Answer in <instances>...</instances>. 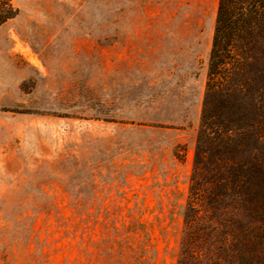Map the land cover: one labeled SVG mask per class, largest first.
Returning <instances> with one entry per match:
<instances>
[{"label": "rangeland", "instance_id": "obj_1", "mask_svg": "<svg viewBox=\"0 0 264 264\" xmlns=\"http://www.w3.org/2000/svg\"><path fill=\"white\" fill-rule=\"evenodd\" d=\"M11 2L0 264H177L217 0Z\"/></svg>", "mask_w": 264, "mask_h": 264}, {"label": "trees", "instance_id": "obj_2", "mask_svg": "<svg viewBox=\"0 0 264 264\" xmlns=\"http://www.w3.org/2000/svg\"><path fill=\"white\" fill-rule=\"evenodd\" d=\"M182 219L177 264H264V0H217Z\"/></svg>", "mask_w": 264, "mask_h": 264}]
</instances>
